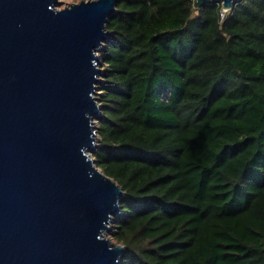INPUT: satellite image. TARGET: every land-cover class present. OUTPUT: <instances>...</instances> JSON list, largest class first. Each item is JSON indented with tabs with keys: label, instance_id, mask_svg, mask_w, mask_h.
<instances>
[{
	"label": "trees",
	"instance_id": "trees-1",
	"mask_svg": "<svg viewBox=\"0 0 264 264\" xmlns=\"http://www.w3.org/2000/svg\"><path fill=\"white\" fill-rule=\"evenodd\" d=\"M118 0L97 167L121 264H264V0Z\"/></svg>",
	"mask_w": 264,
	"mask_h": 264
},
{
	"label": "water",
	"instance_id": "water-1",
	"mask_svg": "<svg viewBox=\"0 0 264 264\" xmlns=\"http://www.w3.org/2000/svg\"><path fill=\"white\" fill-rule=\"evenodd\" d=\"M117 3L0 0V264H121L124 192L92 157Z\"/></svg>",
	"mask_w": 264,
	"mask_h": 264
},
{
	"label": "rangeland",
	"instance_id": "rangeland-1",
	"mask_svg": "<svg viewBox=\"0 0 264 264\" xmlns=\"http://www.w3.org/2000/svg\"><path fill=\"white\" fill-rule=\"evenodd\" d=\"M81 0H58V2H59V5L57 6V9H63V8H66V7H69L70 6V3L71 4H75V3H79ZM82 1H87V0H82ZM95 127H96V130H97V120H96V122H95ZM98 141H99V137H98V135H97V138H96V145H97V147H98ZM96 147V148H97ZM96 148H95V150H96ZM94 150V151H95ZM112 232H113V228H111V231L109 232V233H107V237L109 238V239H111L112 240ZM113 241V240H112ZM114 242V241H113ZM115 243V242H114Z\"/></svg>",
	"mask_w": 264,
	"mask_h": 264
}]
</instances>
